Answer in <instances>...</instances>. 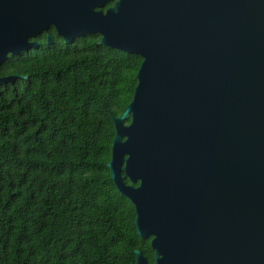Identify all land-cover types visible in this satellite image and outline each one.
Returning <instances> with one entry per match:
<instances>
[{
  "label": "water",
  "instance_id": "1",
  "mask_svg": "<svg viewBox=\"0 0 264 264\" xmlns=\"http://www.w3.org/2000/svg\"><path fill=\"white\" fill-rule=\"evenodd\" d=\"M104 1L0 0V67L49 23L140 56L106 164L137 236L155 264H264V0Z\"/></svg>",
  "mask_w": 264,
  "mask_h": 264
},
{
  "label": "trees",
  "instance_id": "2",
  "mask_svg": "<svg viewBox=\"0 0 264 264\" xmlns=\"http://www.w3.org/2000/svg\"><path fill=\"white\" fill-rule=\"evenodd\" d=\"M99 38L1 68L0 264H155L106 166L142 58Z\"/></svg>",
  "mask_w": 264,
  "mask_h": 264
},
{
  "label": "flooded vegetation",
  "instance_id": "3",
  "mask_svg": "<svg viewBox=\"0 0 264 264\" xmlns=\"http://www.w3.org/2000/svg\"><path fill=\"white\" fill-rule=\"evenodd\" d=\"M118 0H105L101 7H92V11H100L105 14L107 8H111L115 2ZM92 35H98L97 33L92 34H84L76 37L71 43H67L64 38L59 34L56 30L55 26L51 23L47 24L40 31L36 32L33 35H29L26 37L27 43H37V49H30L19 54H13L12 52L6 50L4 52V56L2 60H44L45 55H52L55 51H59V49H72L78 45H81L83 42L85 44L91 42L90 38ZM100 37V35H98ZM100 40V38H99ZM99 42V41H98ZM97 42V43H98ZM5 63V62H4ZM3 66V65H2ZM2 66L0 67V77H6L10 75L1 74ZM14 85V84H13ZM11 84H6L3 87H12ZM0 88V94L1 89ZM155 263V262H154Z\"/></svg>",
  "mask_w": 264,
  "mask_h": 264
}]
</instances>
